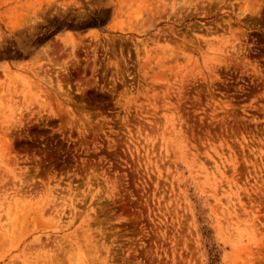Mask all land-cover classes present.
<instances>
[{
	"label": "rangeland",
	"instance_id": "rangeland-1",
	"mask_svg": "<svg viewBox=\"0 0 264 264\" xmlns=\"http://www.w3.org/2000/svg\"><path fill=\"white\" fill-rule=\"evenodd\" d=\"M0 264H264V0H0Z\"/></svg>",
	"mask_w": 264,
	"mask_h": 264
},
{
	"label": "bare ground",
	"instance_id": "bare-ground-1",
	"mask_svg": "<svg viewBox=\"0 0 264 264\" xmlns=\"http://www.w3.org/2000/svg\"><path fill=\"white\" fill-rule=\"evenodd\" d=\"M36 227H37V225H36ZM36 227H34V228H36ZM34 230V229H33ZM41 230V229H40Z\"/></svg>",
	"mask_w": 264,
	"mask_h": 264
}]
</instances>
